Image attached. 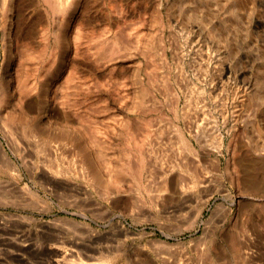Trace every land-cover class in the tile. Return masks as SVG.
<instances>
[{
	"label": "rangeland",
	"instance_id": "374dc122",
	"mask_svg": "<svg viewBox=\"0 0 264 264\" xmlns=\"http://www.w3.org/2000/svg\"><path fill=\"white\" fill-rule=\"evenodd\" d=\"M61 1L0 0V264H264V0Z\"/></svg>",
	"mask_w": 264,
	"mask_h": 264
},
{
	"label": "bare ground",
	"instance_id": "6f19581e",
	"mask_svg": "<svg viewBox=\"0 0 264 264\" xmlns=\"http://www.w3.org/2000/svg\"><path fill=\"white\" fill-rule=\"evenodd\" d=\"M50 2H51V4L53 5V7L54 8H61V6H62V1L61 0H49ZM49 2V3H50ZM48 32V31H47ZM131 32V31H130ZM128 34H130V33H128ZM164 52V51H163ZM162 52V53H163ZM74 55H76V53L74 54ZM81 62L79 61V60H71V61H69V65H70V67L71 68H73V69H77V67L79 66V64H80ZM95 68H98V67H96L95 66ZM17 72V70H15V72L11 75V78H10V86L12 85V89H13V92L11 93V95L13 96V98H12V102H11V106H12V108L13 109H16L17 108V111H18V114L20 113H24V112H27L28 110H29V107H30V102H32V100L31 99H26V94L27 93H24L25 91H26V89H24V87H23V84H22V81H19V78H18V83L17 84H15V87L13 88V85H14V83H13V81H14V77H15V73ZM16 83V82H15ZM1 88H3V86L1 87ZM64 91V90H63ZM62 91V92H63ZM18 93V94H17ZM19 95V96H22L24 99H26V101L24 100L23 101V99H19L18 97H16L17 95ZM11 96V97H12ZM28 97V96H27ZM44 100H45V102L46 103H48V106H50V107H53L54 109L57 107L56 105H55V103H54V101H52V97L51 96H49V95H46L45 97H44ZM57 109H58V112H61L63 115H66V110L64 109V108H62L61 106H59V107H57ZM21 122V121H20ZM26 124V129L27 130H32L31 128L32 127H29V125L27 124V123H25ZM3 129V128H2ZM25 129V128H24ZM23 129V130H24ZM3 131V130H2ZM5 132V131H4ZM24 132V131H23ZM30 133V132H29ZM10 144H12L13 146H11L12 148H15V144H14V142H9ZM15 145V146H14ZM13 151V150H12ZM0 154H1V158L5 161L4 163H8V165L9 164H14V161L12 160V158L8 155V153H7V151H6V149H5V147H4V145L2 144V142H1V140H0ZM235 158H237V157H235ZM90 159H91V156H90ZM239 159V158H238ZM242 159V158H241ZM240 159V161H242ZM91 160H93V158L91 159ZM217 161V160H216ZM240 161H238V162H240ZM234 162H236V161H234ZM237 162V163H238ZM239 164V163H238ZM237 164V165H238ZM8 165H6V166H8ZM1 166H4V165H1ZM242 166V165H241ZM15 167V166H14ZM238 168H239V166H238ZM241 168V167H240ZM242 169V168H241ZM241 169H239V171H241ZM228 171V170H227ZM221 172V171H220ZM222 173V172H221ZM232 173V172H231ZM237 173H238V171H237ZM242 172H240V174H241ZM245 173V172H244ZM207 174V173H206ZM204 175L205 177H207L206 179H208V175ZM224 174H227V173H224ZM230 174V173H229ZM246 174V173H245ZM248 174V173H247ZM203 175V174H202ZM217 175V174H216ZM220 175V174H219ZM222 175V174H221ZM237 175V174H236ZM182 176V175H181ZM200 176V175H199ZM235 176V175H234ZM247 176V175H246ZM246 176H244V175H242L241 176V179L245 182V179H246ZM254 176V175H253ZM180 177V176H179ZM184 177V176H183ZM182 177V178H183ZM201 177V176H200ZM203 177V176H202ZM211 177V176H210ZM226 177H227V175H226ZM237 176H235V178H236ZM251 177V176H250ZM168 179H167V181L169 182V189L173 192V194L176 196V198H177V203L175 204V206L172 208V212H175L176 210H180V209H183V206L185 205V202H188V201H190L192 198L194 199L195 198V196H198L196 193V190L194 189V186H195V182L193 181L192 182V185H191V183L190 184H187V183H184V180H182L181 179V177L180 178H177L175 181H172V179L171 178H169V177H167ZM198 178V177H197ZM222 178V177H221ZM254 178V177H253ZM229 179V178H228ZM202 180V179H201ZM211 180V179H210ZM235 180V179H234ZM191 181V180H190ZM207 182H208V180H206ZM205 181V182H206ZM230 181H231V177H230ZM204 182V183H205ZM224 182V181H223ZM248 181H246V183H247ZM201 183H202V181H201ZM233 183V182H232ZM236 184V183H235ZM242 184V183H241ZM209 185V184H208ZM207 185V186H208ZM220 185V184H219ZM221 185H223L224 187L223 188H225V184L224 183H221ZM237 185V184H236ZM222 186H220V188H221ZM202 190V189H201ZM226 190V189H225ZM201 192V191H200ZM191 203V202H190ZM199 213V212H198ZM262 223H263V221H262ZM264 224V223H263ZM244 251V250H243ZM242 251V252H243ZM247 251H248V249H247ZM249 255V254H248ZM237 256V255H236ZM239 256V255H238ZM244 256H246V255H244ZM242 259V257H239V259ZM238 259V258H237ZM244 259V258H243ZM151 263H152V261H151Z\"/></svg>",
	"mask_w": 264,
	"mask_h": 264
}]
</instances>
